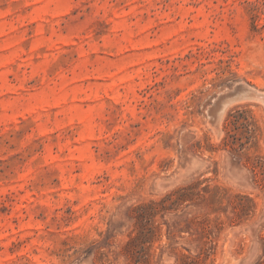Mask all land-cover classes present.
Masks as SVG:
<instances>
[{
  "label": "rangeland",
  "instance_id": "1",
  "mask_svg": "<svg viewBox=\"0 0 264 264\" xmlns=\"http://www.w3.org/2000/svg\"><path fill=\"white\" fill-rule=\"evenodd\" d=\"M247 89L264 0H0V264H264Z\"/></svg>",
  "mask_w": 264,
  "mask_h": 264
},
{
  "label": "bare ground",
  "instance_id": "2",
  "mask_svg": "<svg viewBox=\"0 0 264 264\" xmlns=\"http://www.w3.org/2000/svg\"><path fill=\"white\" fill-rule=\"evenodd\" d=\"M240 81V80H239ZM236 82H238V81H236ZM242 82H243V80H242ZM245 84V83H244ZM238 86V85H237ZM236 86V87H237ZM247 86V85H246ZM249 87V86H248ZM254 88V87H253ZM257 88V87H256ZM237 90V89H236ZM244 90V89H243ZM248 90V89H247ZM235 91V90H234ZM260 94V93H259ZM249 95V93L247 94V95H244L245 97H253L254 99L256 98V99H258V100H261V102L262 101H264V96H262V95ZM262 94V93H261ZM264 94V93H263ZM217 99V98H216ZM218 102V101H217ZM240 103V102H239ZM217 104H219V103H217ZM214 105V104H213ZM227 105L228 104H226V103H224L221 107H220V109H219V116L221 115V114H224V113H222L223 111H224V109H225V107L227 108ZM230 106V105H229ZM215 110H217L216 108H214ZM217 112V111H216ZM225 112V111H224ZM222 116V115H221ZM215 117V116H214ZM221 119V117H218V120H220ZM216 120H217V117L215 118ZM221 121V120H220ZM212 126V125H211ZM215 127H217V126H215ZM218 129V128H217ZM216 130V129H215ZM219 133H220V131H219Z\"/></svg>",
  "mask_w": 264,
  "mask_h": 264
},
{
  "label": "water",
  "instance_id": "3",
  "mask_svg": "<svg viewBox=\"0 0 264 264\" xmlns=\"http://www.w3.org/2000/svg\"><path fill=\"white\" fill-rule=\"evenodd\" d=\"M248 92H244L243 91V93H245V94H248L249 93V90H247ZM251 93H249V95H250ZM251 95H254V94H251ZM256 95V94H255ZM230 98H231V96H229V94H223V95H221V96H218V99H217V101H218V103H219V107L217 108V110H219L220 109V107L225 103V102H227V101H229L230 100Z\"/></svg>",
  "mask_w": 264,
  "mask_h": 264
}]
</instances>
